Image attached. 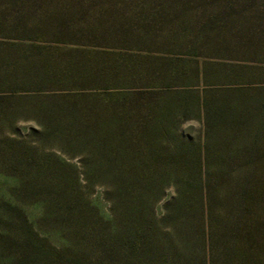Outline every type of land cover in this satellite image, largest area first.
<instances>
[{
	"label": "trees",
	"instance_id": "obj_1",
	"mask_svg": "<svg viewBox=\"0 0 264 264\" xmlns=\"http://www.w3.org/2000/svg\"><path fill=\"white\" fill-rule=\"evenodd\" d=\"M74 1L0 0V264H264V13L241 11L260 0L110 20Z\"/></svg>",
	"mask_w": 264,
	"mask_h": 264
},
{
	"label": "rangeland",
	"instance_id": "obj_2",
	"mask_svg": "<svg viewBox=\"0 0 264 264\" xmlns=\"http://www.w3.org/2000/svg\"><path fill=\"white\" fill-rule=\"evenodd\" d=\"M146 1L148 0H75L74 1V7L77 10V13L79 15H93L94 17H97V19H104V20H110L113 16H114V12L113 11H119L120 8H123L121 10H124L126 12H131L134 9H136L137 6H141V5H145ZM157 1V0H156ZM264 1L260 0L258 2L254 4H249L247 5L245 8H241L242 12H248L250 9L252 11L255 10H260L263 11L264 13ZM124 5V6H123ZM262 7V8H261ZM207 11H209V9H206ZM86 49H91L94 50L95 48H89V47H85ZM139 85H142L144 83H138ZM32 126L31 123H27V122H23V121H18L16 123H14V125L12 126V128L18 130L20 133L17 135L15 134V139L24 138V135L26 134L27 130ZM198 125L195 122H187L184 123L183 125V129L184 130H188L190 128L192 129H197ZM11 132V131H10ZM2 154H0V197L3 196L5 190L8 188V186L12 183V180H10L8 177L5 176L6 172H13L12 169H9L6 167V165L4 164V162L2 161L1 158ZM65 162H67L68 164H70L74 170L71 169H67V172L72 173V178H69V181L71 183H75L74 179L76 176V184L78 187H80L82 193H84L85 197H89L91 199V201H93L94 199H99L101 204L103 203L101 198H102V190L99 187L100 186V179L99 180H95L93 179L91 182L94 184L92 187L90 185V180H86L84 178V175H82V169L80 167V165L78 164V159H71V160H67L65 159ZM76 168V170H75ZM100 204V205H101ZM24 209L25 212L27 213L29 219L31 222L36 223V218L38 217V208L35 205H32L31 203L25 201L24 202ZM103 206V204H102ZM2 225H4V223H2ZM8 227V226H7ZM35 227L38 229V231L46 234L47 238L49 239L50 243L54 244V245H60L63 243V239L56 233V229L55 227L52 228L49 225H46L44 227L40 226V225H35ZM10 228V227H9ZM69 241L68 243L71 244L72 242V238L71 236L68 237ZM89 239V238H88ZM88 239H85L81 246L85 245L87 246L88 250L90 252L93 251L94 246H96V244L93 241H88ZM72 245V244H71ZM70 248V247H69ZM9 252L7 251H3L4 255H8ZM93 256H88V257H84L83 259H80V263L79 264H94V260H93ZM20 264H24V263H20ZM69 264V263H66ZM116 264H120L117 263Z\"/></svg>",
	"mask_w": 264,
	"mask_h": 264
}]
</instances>
